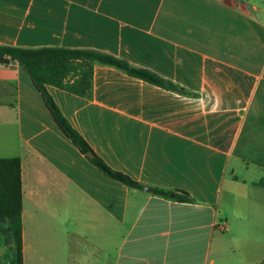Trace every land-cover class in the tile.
Segmentation results:
<instances>
[{
  "label": "crops",
  "instance_id": "1",
  "mask_svg": "<svg viewBox=\"0 0 264 264\" xmlns=\"http://www.w3.org/2000/svg\"><path fill=\"white\" fill-rule=\"evenodd\" d=\"M0 44L112 54L194 94L103 64L93 68L92 98L49 87L112 168L154 190L186 191L194 201L183 203L106 177L43 100H30L22 67L1 65L10 74L5 106L42 126L20 158L24 264H264V0H0ZM28 158L37 165L31 214L53 200L54 220L67 205L72 230L27 225ZM7 228L0 224V264L14 259Z\"/></svg>",
  "mask_w": 264,
  "mask_h": 264
},
{
  "label": "trees",
  "instance_id": "2",
  "mask_svg": "<svg viewBox=\"0 0 264 264\" xmlns=\"http://www.w3.org/2000/svg\"><path fill=\"white\" fill-rule=\"evenodd\" d=\"M17 62L29 76L40 94L46 108L62 134L101 173L128 188L143 190L145 185L128 174L112 168L92 148L86 138L76 130L66 117L49 87H55L69 94L92 98L94 65L103 64L117 68L128 75L181 95L194 96L191 92L158 73L137 67L112 54L92 49L61 47L26 48L0 44V64L10 66ZM89 152L94 158H89ZM264 185V182L261 183ZM156 195L183 203L194 200L182 190L168 191L155 188ZM23 179L22 163L18 157L0 158V224H7L5 234L15 244L12 264H24L23 252Z\"/></svg>",
  "mask_w": 264,
  "mask_h": 264
},
{
  "label": "rangeland",
  "instance_id": "3",
  "mask_svg": "<svg viewBox=\"0 0 264 264\" xmlns=\"http://www.w3.org/2000/svg\"><path fill=\"white\" fill-rule=\"evenodd\" d=\"M9 75L10 74H5L0 71V158H11V157L22 158L23 156L22 144L26 142V138L28 137H29L30 145L34 144L36 142L34 138V132L36 130H40V129L42 130V126L40 125V123L37 122H31V121L27 122L25 118H23L21 122L20 119L22 118L23 114H21V112L18 111V109L16 110L11 107L5 106L6 101L10 99V92L9 91L6 92L3 79L8 78ZM33 90L32 93L34 94L35 97H33L32 93H29L30 100L39 104V106H42L43 102L41 97L35 91L34 88ZM43 119H45L49 124L53 125L51 121L52 120L51 116L48 115V113L46 115L44 113ZM53 126L55 127V125ZM20 127H22L21 129H23V136H22L23 142L20 141L21 139ZM26 127H28V131ZM70 144L71 146H73L72 143ZM37 185L38 184H37L36 160L28 158L24 165V187H25V197L27 198L24 205L26 212L27 210L29 211L28 213H26L27 225L34 228L37 223H40L42 225V230H48L50 228V225L52 226L53 224L55 225L59 224L61 231H67L69 229L72 230V228L68 226L67 205H64V207L62 206L61 208H57L55 210L56 211L55 215L58 216V218L53 220L52 218L54 216L53 200H50L49 203L42 208L43 209L42 211L35 212L37 215L39 214L37 220L36 217L35 220L31 219V217L35 216L36 214L35 215L31 214L32 207L27 200L29 199L32 201L34 198H36L38 192ZM55 200L57 201L58 199ZM58 209H60L59 213H58Z\"/></svg>",
  "mask_w": 264,
  "mask_h": 264
},
{
  "label": "built area",
  "instance_id": "4",
  "mask_svg": "<svg viewBox=\"0 0 264 264\" xmlns=\"http://www.w3.org/2000/svg\"><path fill=\"white\" fill-rule=\"evenodd\" d=\"M214 229L219 233H225L228 230V226L225 223L215 222Z\"/></svg>",
  "mask_w": 264,
  "mask_h": 264
},
{
  "label": "water",
  "instance_id": "5",
  "mask_svg": "<svg viewBox=\"0 0 264 264\" xmlns=\"http://www.w3.org/2000/svg\"><path fill=\"white\" fill-rule=\"evenodd\" d=\"M87 156H88L89 158H94V154H93L92 152H89ZM144 190H145V192H147V193H153V192H154V188H152V187H150V186H147V185L144 187ZM170 197H171V198H174V197H175V193H172V194L170 195Z\"/></svg>",
  "mask_w": 264,
  "mask_h": 264
}]
</instances>
